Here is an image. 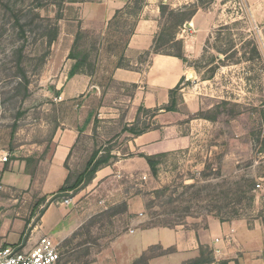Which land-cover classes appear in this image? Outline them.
Masks as SVG:
<instances>
[{"label":"rangeland","instance_id":"obj_1","mask_svg":"<svg viewBox=\"0 0 264 264\" xmlns=\"http://www.w3.org/2000/svg\"><path fill=\"white\" fill-rule=\"evenodd\" d=\"M86 1L95 0H0V149L9 153L7 161L0 158V243L31 246L42 237L30 239L51 199H43L40 183L53 138L60 127L84 123L66 163L71 182L97 150L112 157L101 168L121 163L97 184L93 179L54 201L69 198L74 207L92 208L76 233L55 240L62 254L59 264L101 259L122 264L121 238L150 222L200 228L216 218L264 228V23L250 18L244 0H189L177 8L165 4L164 38L154 50L177 52V39H183L178 33L192 21L194 10L208 14L211 28L203 34L201 53L186 57L188 73L175 95L177 109L141 105V111L130 113L136 87L114 82L112 73L117 66L135 67L124 53L146 0H132L105 32L80 29L77 8ZM184 17L189 20L179 28ZM73 49L79 58L89 54L80 75L91 79L88 85L79 81L75 95L62 99L61 92L74 88L69 76ZM148 57H138L137 67H144ZM128 124L147 131L171 126L172 135L178 132L191 143L164 152L153 175L145 158L131 151ZM22 164L33 172V188L6 186L3 174L12 166L18 172ZM133 196L144 204L139 216L128 208ZM229 239L224 253L202 246L183 264H264L252 262ZM173 251L150 246L134 263L150 264Z\"/></svg>","mask_w":264,"mask_h":264},{"label":"crops","instance_id":"obj_2","mask_svg":"<svg viewBox=\"0 0 264 264\" xmlns=\"http://www.w3.org/2000/svg\"><path fill=\"white\" fill-rule=\"evenodd\" d=\"M184 0H146L133 31L126 43L124 57L135 67L117 66L112 73V80L120 85H132L136 91L132 96V107L130 113H137L141 105L157 107L166 105L170 101V90L187 75V64L180 58L171 55L149 53V59L142 68L137 67L138 57L146 55L154 46L156 36L161 30V4H170L172 7H182ZM250 14V18L256 23H264V0H244ZM132 4V0H95L86 1L78 6V22L80 29L84 31L96 30L105 32L110 22L115 18L118 11L125 9ZM202 10H198L192 21L182 27L178 33L184 39V55L187 58L196 57L201 53L204 46L203 34H206L210 18ZM73 36V35H72ZM74 88L71 92H61L63 97H73L77 90L79 81L88 85L90 77L74 75ZM87 121V120H86ZM85 121V122H86ZM85 125V123H84ZM84 125L70 124L60 127L53 138V149L45 172L40 189L43 196L50 197L55 194L65 183L69 171L67 161ZM131 126L132 124H128ZM171 126L146 131L140 135H132L131 151L134 154L155 155L173 151L190 145L191 139L185 135L175 132L172 135ZM138 156H132L135 159ZM146 160V159H145ZM121 161L110 164L97 171L94 183H98L109 175L116 165ZM148 165V164H147ZM146 165V171L148 166ZM15 166L3 174L2 182L6 186L29 189L35 184V177L26 173V165ZM25 176V182H20V177ZM130 213L139 216L144 210V204L140 196H133L128 199ZM92 213V208L84 206L80 208L72 204L50 203L41 216L40 222L33 229L30 238L35 242L39 236H50L54 240L63 241L72 236L84 224ZM237 241L234 246L245 251L246 257L264 263V228L258 223L249 227L243 220L232 222H220L216 218L210 219L207 226L200 228L186 227H153L147 229H135L131 234L121 238L125 250H122V264H133L136 259L150 247L160 245L163 249L175 248L172 253L152 258L150 264H183L184 261L196 257L201 246H209L218 255L224 253L227 248V239ZM7 243H9L7 241ZM36 243V242H35ZM34 243V244H35ZM1 246L9 244L0 243ZM33 244V245H34ZM27 244V248L32 247ZM239 248V249H240ZM113 257V256H110ZM90 264H107L105 259Z\"/></svg>","mask_w":264,"mask_h":264},{"label":"trees","instance_id":"obj_3","mask_svg":"<svg viewBox=\"0 0 264 264\" xmlns=\"http://www.w3.org/2000/svg\"><path fill=\"white\" fill-rule=\"evenodd\" d=\"M129 6V5H128ZM127 6V7H128ZM167 11V6L165 4H161V14L164 17L165 13ZM121 11H118L115 18L117 17V15L120 13ZM183 11H179V13H181ZM196 13V10H194L193 12H191L189 14L190 17H193L194 14ZM174 14V13H173ZM177 14V13H176ZM138 20V19H137ZM188 17H184L182 18L177 26L180 28L181 26H183L184 24H186V22L188 21ZM137 22V21H136ZM136 24V23H135ZM133 31V30H132ZM164 32L165 30H161L158 35L156 36L155 42H154V46H153V50H151V53H156V54H165V55H172V56H176L180 59H182L184 62H187L188 59L186 58V56L184 55V41L183 39H177L178 41V45L179 48L177 50V52H166V53H161L159 51L154 50L155 45L160 42L161 40H163L164 38ZM81 31L78 32V36L77 39L79 38V36L81 35ZM132 33V32H131ZM77 39L75 41V45L77 44ZM74 45V46H75ZM148 52V54L150 53ZM69 57L75 60V63L73 64L70 72H69V76L72 77L76 74H80V73H85L82 71V67L83 65H85V63H87L88 61V57L89 54H83L80 58L79 55L75 53V50L73 49L70 54ZM183 80V78H182ZM181 80V81H182ZM181 81L177 84V86L173 89L170 90V103L167 104L166 106L163 107L164 111H174L177 109V101L175 98V95L177 93V91L180 88L181 85ZM143 109V106L139 107L138 111H141ZM126 131H130L131 133H133L134 135H140L144 132H146L147 130H136L134 128V126H127V128H125ZM164 153H159V154H155V155H147L144 153H141L140 156L144 157L147 161V163L149 164L153 175H157V168H156V164H157V159L159 157H161ZM111 156H104V155H99V151H95L93 152L91 158L89 159V161L87 162V165L84 169V171L82 173H80V175L77 177V179L72 183L71 179H70V175H68L64 185L55 193L51 196V199L49 200V204L51 202H54L55 200H58L61 197H65L66 195H68L71 191L72 192H77V190L79 189V187L81 186V184H85V183H89L91 180H93L96 176L97 171L103 166V165H107L109 164L110 160H111ZM29 159L31 158H27V160L29 161ZM26 173L33 175V172H31L29 170V167L26 168ZM73 194V193H72ZM44 200L46 199V196L43 198ZM252 199L254 200V196L252 197ZM176 224H180V223H176ZM153 227H171L174 228L176 227L174 223L171 222H167V223H161V222H150L147 226H145L142 229H147V228H153ZM203 247L201 246L200 249H202ZM135 264V263H133Z\"/></svg>","mask_w":264,"mask_h":264},{"label":"built area","instance_id":"obj_4","mask_svg":"<svg viewBox=\"0 0 264 264\" xmlns=\"http://www.w3.org/2000/svg\"><path fill=\"white\" fill-rule=\"evenodd\" d=\"M0 158L7 161L9 153L0 149ZM63 203L70 204L71 199L66 198ZM61 257L60 243L47 235L40 237L30 248L23 244L0 247V264H59Z\"/></svg>","mask_w":264,"mask_h":264}]
</instances>
